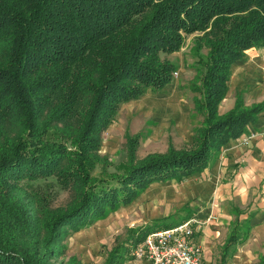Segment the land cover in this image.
I'll return each mask as SVG.
<instances>
[{"label":"trees","instance_id":"1","mask_svg":"<svg viewBox=\"0 0 264 264\" xmlns=\"http://www.w3.org/2000/svg\"><path fill=\"white\" fill-rule=\"evenodd\" d=\"M193 34L196 53H206L192 84L201 123L191 145L138 159L139 136H126L125 159L108 172L103 132L121 104L172 82L177 67L161 54L180 51ZM261 47L264 0H0V264H64L57 259L70 233L152 183L206 169L264 112V101L246 107L237 96L218 114L231 65ZM53 188L69 193L67 204L51 206ZM158 223L130 230L104 264H121ZM246 240L235 228L219 264Z\"/></svg>","mask_w":264,"mask_h":264},{"label":"crops","instance_id":"2","mask_svg":"<svg viewBox=\"0 0 264 264\" xmlns=\"http://www.w3.org/2000/svg\"><path fill=\"white\" fill-rule=\"evenodd\" d=\"M237 96L242 97L246 107L264 101V47L247 50L240 60L231 65L226 95L218 107V114L224 115L230 111ZM158 184L177 185L175 188L178 195L172 200L176 210L172 213L183 212L185 217L178 219L171 216V213L160 215L159 210H156V203L157 198L162 199V196L155 194L149 198L152 200L151 203L133 206L134 199L129 205L124 206L130 207L128 213L136 210L139 213L142 211L146 213L142 217L144 218L142 222H139L138 215L136 220L138 225L133 228L146 226L153 221L162 223L167 221L166 228H169L187 220L186 217H195L200 221L201 227L195 232L193 242L202 248L204 264H212L214 254L219 252L221 258L222 246L231 232L241 227L247 240L237 247L231 261L236 253L241 254V248L252 241L254 244V222L263 223L264 228V112L258 115L255 123L247 126L242 136L222 146L206 169L188 176L182 182H155L148 188ZM144 193L142 192L136 199ZM140 200H144V197L142 196ZM171 219L177 222L170 224ZM85 230L88 229H81L76 234L84 233ZM130 230L132 229H127L126 232ZM156 230L159 229L146 231V236ZM85 237L82 235L79 238L80 248L93 250L97 241L93 237L87 241ZM127 254L121 264H148L145 260H134ZM87 256L85 252L82 264L88 259Z\"/></svg>","mask_w":264,"mask_h":264},{"label":"rangeland","instance_id":"3","mask_svg":"<svg viewBox=\"0 0 264 264\" xmlns=\"http://www.w3.org/2000/svg\"><path fill=\"white\" fill-rule=\"evenodd\" d=\"M195 36L196 34L186 37L180 51L171 55L161 54L162 58H167L177 67L175 71L177 75L173 74V80L169 86L159 91L147 90L138 99L120 105L111 124L102 134L99 153L108 157L110 163L108 172H113L114 166L124 161L126 136H139L136 150L138 159L152 153H165L169 145L176 149L188 148L191 145V137L201 123V118L193 113V98L197 95L192 92V84L197 81V69L202 61L201 57L206 53L205 49L201 54L196 53ZM95 174L99 175V170ZM176 186L158 184L147 187L143 191L145 193L142 194L144 200H140L142 196L135 199L133 206L151 203L150 197L161 194L162 199L157 198L156 210H159L160 215L171 213V216L181 219L185 217L183 212L172 213L176 210L172 204V200L178 195ZM49 194L53 208L64 206L70 200V195L66 191H57L53 188ZM129 211L130 207H121L104 219L97 220L91 226L86 227L88 229L85 230L86 232L70 233L64 241V245L66 244L65 254L57 259V262L66 264L68 259L76 257L82 263V257L86 252L88 259L83 261L84 264H104L110 250L128 235L127 229H134L133 227L138 225L136 224L138 215L139 222L144 221L142 217L145 216V211L139 213L136 210L128 213ZM170 222L172 224L177 221L171 219ZM165 224H168L167 221L159 222L156 225L160 229ZM262 225L261 222H254V244L252 241L249 245L241 248V254L236 253L228 264L258 263L259 257L264 254V228ZM81 234L83 237L86 236L87 241L91 237L95 238L97 242H95L96 247L93 250L80 248ZM131 247L128 246L127 255H129ZM219 258V252L214 254L212 264H218Z\"/></svg>","mask_w":264,"mask_h":264},{"label":"built area","instance_id":"4","mask_svg":"<svg viewBox=\"0 0 264 264\" xmlns=\"http://www.w3.org/2000/svg\"><path fill=\"white\" fill-rule=\"evenodd\" d=\"M200 227V221L191 217L175 226L156 230L133 245L129 256L148 264H204L202 248L193 242Z\"/></svg>","mask_w":264,"mask_h":264}]
</instances>
